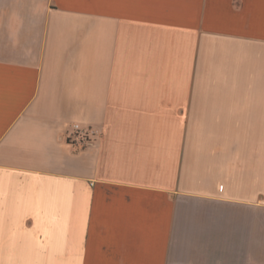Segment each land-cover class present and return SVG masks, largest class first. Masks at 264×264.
<instances>
[{"label": "crops", "instance_id": "1", "mask_svg": "<svg viewBox=\"0 0 264 264\" xmlns=\"http://www.w3.org/2000/svg\"><path fill=\"white\" fill-rule=\"evenodd\" d=\"M0 264H264V0H0Z\"/></svg>", "mask_w": 264, "mask_h": 264}, {"label": "built area", "instance_id": "2", "mask_svg": "<svg viewBox=\"0 0 264 264\" xmlns=\"http://www.w3.org/2000/svg\"><path fill=\"white\" fill-rule=\"evenodd\" d=\"M75 127H76V128H78V126H77V125H75Z\"/></svg>", "mask_w": 264, "mask_h": 264}]
</instances>
